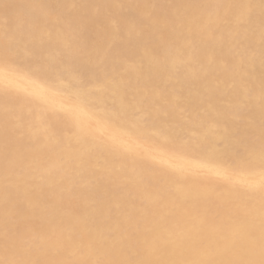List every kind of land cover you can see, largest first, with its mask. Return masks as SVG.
Here are the masks:
<instances>
[{
  "label": "bare ground",
  "instance_id": "obj_1",
  "mask_svg": "<svg viewBox=\"0 0 264 264\" xmlns=\"http://www.w3.org/2000/svg\"><path fill=\"white\" fill-rule=\"evenodd\" d=\"M56 14L11 41L0 26V67L17 66L0 71V264H260L264 200L238 185L264 154V0H61ZM48 88L87 102V138L58 112L37 126L67 99Z\"/></svg>",
  "mask_w": 264,
  "mask_h": 264
},
{
  "label": "snow or ice",
  "instance_id": "obj_2",
  "mask_svg": "<svg viewBox=\"0 0 264 264\" xmlns=\"http://www.w3.org/2000/svg\"><path fill=\"white\" fill-rule=\"evenodd\" d=\"M0 71L14 73L17 71V66L9 57H6L3 66L0 67ZM47 91L51 96L67 97V99H62L58 106L45 103L34 117L37 126L41 129H47L49 127L48 113L58 112L63 117V126L69 128V130L74 132L76 135L87 138V130L85 128L84 122L81 120V115L86 111L91 113V109L87 102L79 99H72L71 93H69L67 89L61 90L56 88H48ZM33 138L38 139L39 137ZM245 171L250 177H254L258 174L260 179L259 181L250 180L248 182L241 183L238 186L245 191L259 192L261 194L262 200H264V154H262L259 162L258 173L256 167L253 166L251 162H245ZM262 247H264V241H262ZM8 264H25V262L11 261L8 262ZM37 264H39V262H37ZM137 264H150V262H137ZM260 264H264V260H262Z\"/></svg>",
  "mask_w": 264,
  "mask_h": 264
},
{
  "label": "rangeland",
  "instance_id": "obj_3",
  "mask_svg": "<svg viewBox=\"0 0 264 264\" xmlns=\"http://www.w3.org/2000/svg\"><path fill=\"white\" fill-rule=\"evenodd\" d=\"M60 3L61 0H36V3H31V1L30 3H27L26 0H5V7L2 9L0 8V26L4 29L5 39L7 41H11L15 35V28L21 27L23 25L26 26L30 22L31 18H37L36 20L39 22V25L42 27L45 25V28H50V26L55 25L56 22H58V17L56 14L57 4ZM46 12L51 13L52 17L48 19L43 18L44 13ZM145 39L148 40V46H152V42H154L157 37L155 34H151L150 38L145 36ZM13 47L14 46H12V48ZM13 53L14 49H11L10 51L8 50L6 52L3 51L2 57L4 58Z\"/></svg>",
  "mask_w": 264,
  "mask_h": 264
}]
</instances>
